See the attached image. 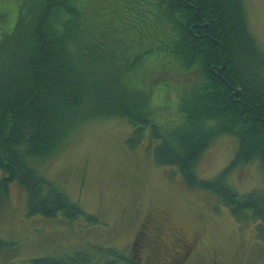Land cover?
Masks as SVG:
<instances>
[{"label":"trees","instance_id":"16d2710c","mask_svg":"<svg viewBox=\"0 0 264 264\" xmlns=\"http://www.w3.org/2000/svg\"><path fill=\"white\" fill-rule=\"evenodd\" d=\"M246 6L245 0L0 4V209L16 182L27 193L28 217L99 223L34 163L54 158L81 127L114 117L131 124V148L148 137L158 165L176 167L188 187L216 195L236 218L259 220L264 242V192L243 195L227 181L254 162L264 174V49ZM158 64L196 75L180 88L165 73L147 94L149 69ZM170 93L175 103H157ZM154 105L179 112L180 122L158 123ZM223 135L237 137L236 155L218 177L202 180L198 163ZM154 245L153 256L135 245L134 258L114 255L103 264H171ZM8 246L0 236V250ZM35 263L98 264L84 252Z\"/></svg>","mask_w":264,"mask_h":264},{"label":"rangeland","instance_id":"374dc122","mask_svg":"<svg viewBox=\"0 0 264 264\" xmlns=\"http://www.w3.org/2000/svg\"><path fill=\"white\" fill-rule=\"evenodd\" d=\"M6 1L0 0V4ZM245 2L251 30L264 49V0ZM149 71L147 94L155 89V79L165 73V81H176L180 88L196 75L167 71L159 64ZM162 100L175 103L176 96L156 97L157 103ZM154 106L158 123L169 126L180 122L179 112ZM131 133V124L123 119L91 122L78 129L54 158L34 163L36 170L56 182L99 223L85 218L70 221L63 216L28 217L27 193L19 183H13L0 209V236L10 245L0 250V264H36L38 259L63 258L76 252L103 264L114 255L134 258L135 245L144 257L153 256L155 245L150 240L158 239L156 229L162 228L167 245H159L164 250L160 257L171 264H264L259 220L238 219L216 195L188 187L176 167L154 161L148 137L131 148ZM237 149V137H219L202 155L199 177H218ZM2 176L0 170V180ZM227 181L243 195L264 192V174L258 162L233 170ZM175 232L183 239L180 245H171V239L165 237Z\"/></svg>","mask_w":264,"mask_h":264},{"label":"flooded vegetation","instance_id":"af4514ba","mask_svg":"<svg viewBox=\"0 0 264 264\" xmlns=\"http://www.w3.org/2000/svg\"><path fill=\"white\" fill-rule=\"evenodd\" d=\"M161 225V224H160ZM159 225V226H160ZM163 229V228H162ZM162 229H156V231L158 232V235H160L159 236V238L158 239H156V237H152V239L150 240V243L152 244V243H154V241L158 244V245H167V243H166V241L163 239V237H162ZM156 232V233H157ZM178 234H180L179 232H175V233H173V234H171V235H168V236H165V237H167V238H169V239H171V245H180V242L183 240V239H181L180 237H179V235ZM142 261V260H141ZM144 262V261H143Z\"/></svg>","mask_w":264,"mask_h":264}]
</instances>
